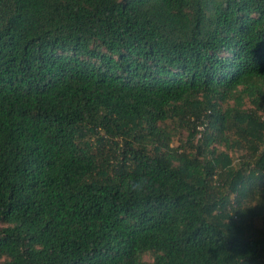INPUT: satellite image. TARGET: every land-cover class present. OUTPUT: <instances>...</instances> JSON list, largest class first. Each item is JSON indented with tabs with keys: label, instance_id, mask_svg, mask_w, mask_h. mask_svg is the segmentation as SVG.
<instances>
[{
	"label": "trees",
	"instance_id": "trees-1",
	"mask_svg": "<svg viewBox=\"0 0 264 264\" xmlns=\"http://www.w3.org/2000/svg\"><path fill=\"white\" fill-rule=\"evenodd\" d=\"M260 190L264 0H0V264H264Z\"/></svg>",
	"mask_w": 264,
	"mask_h": 264
},
{
	"label": "clouds",
	"instance_id": "clouds-1",
	"mask_svg": "<svg viewBox=\"0 0 264 264\" xmlns=\"http://www.w3.org/2000/svg\"><path fill=\"white\" fill-rule=\"evenodd\" d=\"M124 187L125 190L128 191L129 193L136 192L137 194H143L147 191V180L141 179L138 182H135L134 184H129L126 182ZM255 194H256V189L253 191L252 196L250 197L249 200L247 201L240 200L239 203H236L235 212L236 211L246 212L249 208H254L258 204H260L261 202H257ZM262 196H264V192L261 191V197H260L261 200H262Z\"/></svg>",
	"mask_w": 264,
	"mask_h": 264
},
{
	"label": "rangeland",
	"instance_id": "rangeland-1",
	"mask_svg": "<svg viewBox=\"0 0 264 264\" xmlns=\"http://www.w3.org/2000/svg\"><path fill=\"white\" fill-rule=\"evenodd\" d=\"M186 136L188 137V134ZM184 138H185V135H184ZM175 145H177V143Z\"/></svg>",
	"mask_w": 264,
	"mask_h": 264
}]
</instances>
